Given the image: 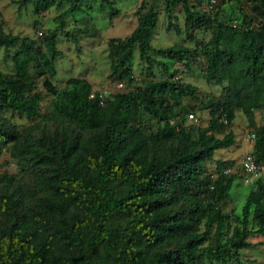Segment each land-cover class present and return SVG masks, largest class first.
Masks as SVG:
<instances>
[{"label": "trees", "instance_id": "obj_1", "mask_svg": "<svg viewBox=\"0 0 264 264\" xmlns=\"http://www.w3.org/2000/svg\"><path fill=\"white\" fill-rule=\"evenodd\" d=\"M9 1L34 16L61 9L56 31L64 19L89 9L88 0ZM198 1L200 11L186 0H140L135 27L106 41L110 84L99 89L107 90L105 99L83 79H68L60 93L49 83L44 66L58 55L56 33L44 40L51 54L47 62L33 41L0 29V50L11 64L10 73L0 72V155L7 149L21 174H0V264H243L240 251L264 247V242H249L264 239V179L254 180L239 214L227 215L220 205L235 180L224 173L233 162L213 160L214 152L235 143L225 128L236 112L251 118L264 110V37L240 8L247 19L243 26L219 20V7L240 6L239 0H220L209 13ZM157 2L163 3L167 20L176 7L183 15L181 30L168 23L166 32H183L191 40L194 32L207 29L209 39L194 49L152 47ZM258 4L264 12V0ZM98 7L110 20L117 14L111 0H98ZM63 36L79 40L73 33ZM134 51L148 75L152 55L159 58L163 78L110 94L112 86L131 80ZM198 58L204 80L220 87L219 95L208 102L205 127L172 126L176 110L183 109L180 100H197L195 89L173 80L176 72L168 73L167 62L189 69ZM39 79L56 97L53 110L44 115ZM139 111L162 127L143 132L133 123ZM7 113L22 115L30 125L19 130ZM250 126L255 133L251 155L262 167L264 126ZM210 162L213 174L207 172Z\"/></svg>", "mask_w": 264, "mask_h": 264}, {"label": "rangeland", "instance_id": "obj_2", "mask_svg": "<svg viewBox=\"0 0 264 264\" xmlns=\"http://www.w3.org/2000/svg\"><path fill=\"white\" fill-rule=\"evenodd\" d=\"M114 10L117 14L111 20L108 19L106 9H99L98 0H88L89 9L82 14H76L72 18L64 19V27L56 31L55 18L61 9H51L48 12L34 16L29 9L17 10L16 5L9 0H0V29L4 33L15 35L18 38H27L34 42L40 55L49 61L51 54L44 47V40L51 34L56 33L55 50L57 57L44 66L47 73L49 83L56 89L58 93L67 88L66 81L70 78L83 79L88 82L93 90L107 88L110 84L106 80L108 72V60L106 57V41L111 37H123L135 27L136 21L133 12L137 8L140 0H111ZM189 6L197 11L202 9L203 3L198 0H186ZM240 6L235 2L223 4L218 9V17L222 23H230L234 26H243L247 19L252 22L251 27L257 33L264 37V12L259 8V0H239ZM150 2V0H149ZM220 0H215L212 9L219 5ZM155 13L157 14V24L153 31V37L150 44L155 49L166 48L172 44L184 45L194 49L197 43L206 42L210 37V31L207 29H199L194 32V38L186 40L183 32L175 34L173 30L166 32V26L170 23L172 26L181 30L183 25V15L179 7L172 11L171 17L167 20L163 12V3L154 4ZM246 15L245 19L241 12ZM203 12H206L203 10ZM210 12V11H209ZM207 12V13H209ZM73 18L75 20H73ZM64 33H73L79 36V40L74 42L63 36ZM12 54V51H9ZM152 65L150 73L147 74V66L137 59L136 51L133 52L130 60L131 80L119 89L110 90L112 93L131 92L140 82L146 79L163 78L161 70L157 66L159 58L152 55ZM168 73L176 72L173 80L179 84L192 87L196 91V100L182 99L181 111L178 112L177 119L170 122L173 126L179 123L183 128L191 125L192 115L196 119V126L205 127L209 120L208 102L215 99L220 92V87L207 83L203 78V61L198 58L196 63L191 65L189 69L178 63L167 62ZM0 72L10 73L11 64L8 59H3V52L0 50ZM42 79L38 80L37 91H41L42 100L40 102V115H44L55 105L56 97L48 94L42 88ZM17 126L19 130L30 125L22 115L17 113H7L5 115ZM178 121V122H177ZM143 132H154L162 127V123L150 118L143 112L139 111L135 115L133 121ZM254 128L264 126V110H256L251 118H247L240 112H236L230 127L225 128L231 130L235 136V143L226 150L214 152L213 160H231L232 168L229 175H233L235 180L228 192V198L220 205V210L227 215L239 214L245 197L253 187L256 178L264 179V166L262 171L255 176L246 177L239 168L242 155L249 149L245 145V136L248 131ZM221 137V135H216ZM208 174H213V163L207 165ZM7 173L21 176L16 166V162L10 158L7 149L3 150L0 155V174ZM212 176V175H211ZM212 178V177H211ZM250 243L264 242L263 238L252 237ZM239 258L243 264H264V247L250 248L240 251ZM104 255H100L102 258ZM97 263V262H95Z\"/></svg>", "mask_w": 264, "mask_h": 264}, {"label": "built area", "instance_id": "obj_3", "mask_svg": "<svg viewBox=\"0 0 264 264\" xmlns=\"http://www.w3.org/2000/svg\"><path fill=\"white\" fill-rule=\"evenodd\" d=\"M202 1L205 2L204 10L206 12H209L212 9L213 5L215 4L214 3L215 0H202ZM120 87H121V83H118V84L112 86L113 89L114 88L117 89ZM96 93L98 94L99 99H105L107 96V90H98V91H96ZM92 97H93V94H91L89 96V98H92ZM188 118L191 119L190 120L192 122L191 125L196 126V119H194L192 115H189ZM222 123L226 124L223 119H222ZM254 143H255V133L253 130H250L247 132V134L245 136V145L249 149V152L246 151L242 155V158H241V161L239 164L240 170L243 172V174L246 177L255 176L256 174H258L262 171V167H260L254 163L253 157L251 155V149H252ZM224 173L225 174L229 173V170H226ZM213 177H215V176L213 175Z\"/></svg>", "mask_w": 264, "mask_h": 264}]
</instances>
